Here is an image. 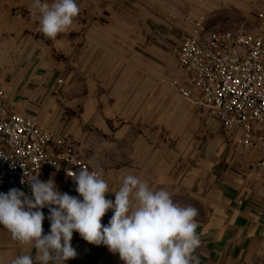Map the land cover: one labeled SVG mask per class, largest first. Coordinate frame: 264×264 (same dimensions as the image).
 I'll use <instances>...</instances> for the list:
<instances>
[{
    "label": "crops",
    "instance_id": "0c3cea01",
    "mask_svg": "<svg viewBox=\"0 0 264 264\" xmlns=\"http://www.w3.org/2000/svg\"><path fill=\"white\" fill-rule=\"evenodd\" d=\"M187 1V14L198 16L205 3L218 0ZM259 1V8L235 2L248 30L257 28V15L264 13V0ZM77 3L80 12L72 26L53 40L39 31L34 0H0V88L7 107L36 115L53 133L69 134L113 191L133 173L154 190L172 193L181 206L195 207L201 246L194 264H264V171L255 166L264 143L245 148L234 134L223 137L217 119L211 123L205 108L170 86V77L179 75L178 63L158 47V17L146 7L142 11L146 2ZM143 13L150 21L144 33ZM205 27L237 30L209 29L206 20ZM191 29L184 17L169 49ZM49 178L59 191L79 197L72 178ZM105 198L114 202L115 195L108 192ZM42 212L43 234H49V209ZM112 215L108 210L101 223L107 225ZM71 243L77 256L66 264H123L118 254L89 244L78 232ZM28 252L35 257V249L0 228V264Z\"/></svg>",
    "mask_w": 264,
    "mask_h": 264
},
{
    "label": "clouds",
    "instance_id": "9594fccd",
    "mask_svg": "<svg viewBox=\"0 0 264 264\" xmlns=\"http://www.w3.org/2000/svg\"><path fill=\"white\" fill-rule=\"evenodd\" d=\"M33 9L39 31L53 40L69 30L80 12L77 0H34ZM67 174L82 200L59 191L53 178L41 181L38 174L21 179L31 195L17 188L0 193V226L36 253L17 255L11 264H66L77 256L71 243L74 232L89 244L106 246L123 264H194L193 254L201 246L195 207L181 206L172 193L154 190L133 173L123 176L116 191L101 173L87 167ZM108 192L114 193V202L105 198ZM45 207L49 234H43ZM110 209L113 215L104 225L102 218Z\"/></svg>",
    "mask_w": 264,
    "mask_h": 264
},
{
    "label": "built area",
    "instance_id": "2783aa9c",
    "mask_svg": "<svg viewBox=\"0 0 264 264\" xmlns=\"http://www.w3.org/2000/svg\"><path fill=\"white\" fill-rule=\"evenodd\" d=\"M186 18L191 32L167 52L179 69L168 83L183 98L205 108L235 135L237 144L252 148L264 143V13L257 15L255 30L208 31L203 15L189 13ZM5 99L0 88V193L17 188L31 195L21 179L35 174L46 182L48 175L70 177L69 169L94 171L69 134L47 130L36 115L10 110ZM255 166L264 171V153Z\"/></svg>",
    "mask_w": 264,
    "mask_h": 264
},
{
    "label": "rangeland",
    "instance_id": "374dc122",
    "mask_svg": "<svg viewBox=\"0 0 264 264\" xmlns=\"http://www.w3.org/2000/svg\"><path fill=\"white\" fill-rule=\"evenodd\" d=\"M196 1L197 0H195L194 3ZM143 2H146V4L143 3L142 11L144 12L146 10L144 7H146L151 13H154L156 17H158V19H156L158 47L160 49H164V53L167 56L169 47L174 44L175 40H178L176 31L178 27H180L181 21L189 14H187L186 8L184 7L186 5L189 9V2L187 0H143ZM235 2L236 0H218L216 2H207L205 3V10H200V14L198 15L205 16L207 27L209 29L217 25L224 29H234L236 27L238 29L241 27L248 30L251 28V25H249L246 20V15L243 16L239 14V7L235 5ZM242 2H246L244 5H248L250 8H255L256 6L259 8V4H261L259 0H242ZM145 14L147 13H143V18L141 20L143 33L147 28L145 25L150 22L149 19L144 18ZM207 116L212 121L211 123H216L209 114H207ZM220 131L223 137H226L227 139L232 136L223 127Z\"/></svg>",
    "mask_w": 264,
    "mask_h": 264
}]
</instances>
